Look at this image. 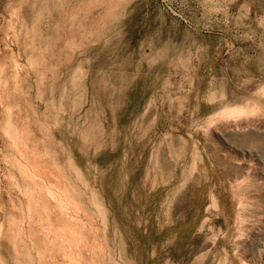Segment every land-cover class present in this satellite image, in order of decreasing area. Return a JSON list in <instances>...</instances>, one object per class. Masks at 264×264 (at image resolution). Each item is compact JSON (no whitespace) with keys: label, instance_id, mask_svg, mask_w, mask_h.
Masks as SVG:
<instances>
[{"label":"rangeland","instance_id":"obj_1","mask_svg":"<svg viewBox=\"0 0 264 264\" xmlns=\"http://www.w3.org/2000/svg\"><path fill=\"white\" fill-rule=\"evenodd\" d=\"M0 264H264V0H0Z\"/></svg>","mask_w":264,"mask_h":264}]
</instances>
